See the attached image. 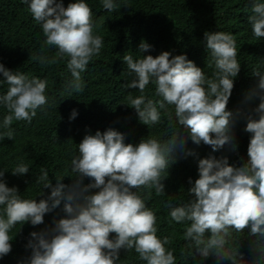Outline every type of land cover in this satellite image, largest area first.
Here are the masks:
<instances>
[{
    "label": "clouds",
    "instance_id": "1",
    "mask_svg": "<svg viewBox=\"0 0 264 264\" xmlns=\"http://www.w3.org/2000/svg\"><path fill=\"white\" fill-rule=\"evenodd\" d=\"M21 3L27 5L28 19L41 27L38 28L45 37L43 44L24 47V60L52 65L60 62L64 78H73L71 90L83 92L81 74L104 46L103 38L94 32L96 25L86 0H74L67 7L63 0ZM101 3L104 10L114 13L125 2ZM250 5L252 15L248 22L252 33L258 40L264 39V0H250ZM19 17L13 12L0 17V41L22 30L11 21L23 24ZM203 43L202 56L211 57L215 68L212 77L169 45L155 58L124 55L129 72L124 73L125 87L141 95H129L130 106L122 102L120 106L126 112L130 109L134 117L136 113L146 126L159 124L162 113L172 120L174 110L176 123L190 138L187 148H206L201 156L194 151L185 154L196 155L193 171L187 177V202L169 201L165 207L173 222L188 225L184 235L178 232L182 245L189 248L188 258L199 257L197 264H210L209 257L218 264H241L242 255L231 243L234 232L247 230L250 244L264 248V71L242 74L237 57L241 49L231 33L205 32ZM150 50L151 46L142 41L139 53ZM45 52L51 57L41 55ZM257 55L260 59L251 65L253 70L264 68V51ZM13 67L15 71L0 63V109H4L0 112V141L13 140L12 128L31 124L38 110L45 111L50 106L47 80L17 64ZM243 82L245 87H251L242 101H254V106L244 114L242 125L246 127L236 129V135L249 136L247 159L238 166L235 161L230 164V155L220 152L225 148L233 153L238 150L233 127L242 109L233 104L232 98ZM153 87L158 100L144 94ZM124 113L119 111L116 115ZM77 115L73 109L70 121ZM104 127L103 133L98 131L100 128L88 129L79 144L77 140L73 153L78 154L71 160V172L76 179L70 186L62 181L53 185L47 170L41 169L37 181L50 194L45 197L42 192L38 197L44 198L39 202L22 198L17 187L8 186L7 171L0 170V264H119L122 251H134L144 264H179L172 238L158 236L157 214L140 194L154 190L157 196L166 195L169 175H164L176 162L173 153L179 136L166 143L145 136L134 140L121 126L110 123ZM29 173L28 165L22 161L11 171V175L21 177ZM85 179L89 183L84 184ZM62 201L64 217L54 220L50 228L31 232L26 250L22 248L12 259V229L17 224H44L45 215ZM29 250L31 255L23 257Z\"/></svg>",
    "mask_w": 264,
    "mask_h": 264
},
{
    "label": "trees",
    "instance_id": "2",
    "mask_svg": "<svg viewBox=\"0 0 264 264\" xmlns=\"http://www.w3.org/2000/svg\"><path fill=\"white\" fill-rule=\"evenodd\" d=\"M120 9L114 13L104 10L101 0H86L92 9L95 22L94 32L103 38L104 46L100 55L95 56L89 63L87 71L82 73L84 83L83 92L76 93L70 88L72 76L64 78L60 62L56 65L41 64L38 60H24L21 51L27 46L43 44L45 37L40 26L35 21L28 19L27 5L23 6L21 0H0V17L8 16L10 12L17 13L19 20L12 19L14 26L22 29L12 33L6 40L0 41V63L6 69L15 71L13 65H19L23 70L37 74L48 82L47 95L50 98V106L45 111H37L36 117L31 124H21L12 128L14 139L0 141V170L7 171L5 179L9 187H17L22 198L39 199L43 192L45 197L50 194L49 189H43V184L37 181L41 175V169L48 172L53 185L56 181H62L71 185L76 179L71 172V160L77 153H73L75 144L82 141L88 129L100 128L103 133L108 124L121 126L124 132L137 140L145 136V139L155 138L160 142H168L178 135L173 157L176 160L167 172L169 175L166 186V195L157 196L155 191H142L140 194L145 198L146 204L157 214L158 236L172 238V246L175 250L179 264H197L200 260H192L187 257L189 248L182 245L179 234L184 235L186 224H176L169 215V209L165 204L171 201L174 204L187 202L189 199L187 177L191 174L195 164V156H186L188 151H194L197 155L206 153L205 147L192 146L187 148L190 142L189 136H185L174 118L169 120L162 113L161 122L155 126H146L140 123L135 110V117L130 109L120 106H130L129 95L138 97L139 91L125 87L129 74L126 64L123 62L124 55H133L134 59L152 55L154 58L164 51L166 45L187 56L197 67L212 77L215 68L211 63V57L202 56L201 46L204 45L205 32H225L234 35L239 42L237 48L241 49L237 56L241 65L240 71L244 76L253 72H262L263 69L253 70L251 65L259 61L257 52L264 51V39L258 40L252 33L248 17L252 15L250 0H123ZM64 6L74 0H63ZM30 15V12H29ZM39 27V28H38ZM239 38V39H237ZM144 41L151 46L149 52L139 53V46ZM48 58V52L41 54ZM40 55V56H41ZM176 54L175 56H177ZM180 55V54H179ZM198 62V63H196ZM125 73V74H124ZM29 74V73H27ZM31 75V74H29ZM33 76V75H31ZM0 79H3L0 76ZM6 84V83H5ZM250 87H245L244 82L236 89L233 96V104L242 109L241 116L237 117L233 127V133L237 138L238 150L233 153L230 148H225L220 153L228 154L230 164L237 162L238 166L247 159L248 135H236V129H244L242 125L246 114L254 101L246 100V94ZM6 93L3 91V94ZM148 99L158 100L155 96V88L145 90ZM241 100V101H240ZM78 112L77 117L70 121L72 110ZM3 108L0 112H3ZM124 111L123 115H116ZM236 112V111H235ZM84 130V131H82ZM85 132L84 136H81ZM96 132V131H95ZM75 138L73 141L71 138ZM186 137V138H185ZM130 141V140H129ZM236 141V140H235ZM24 162L28 165L30 173L25 176H13L11 171L15 166ZM163 177V178H164ZM89 183L85 179L84 184ZM63 201L61 205L44 217V224L33 227L31 224H17L10 235L12 252L9 254L14 259L15 255L23 248L26 250L29 234L40 232L53 226L54 220L64 217ZM178 230V231H177ZM232 246L241 253V264H264V248L260 249L257 244H250L248 231L236 233L231 237ZM27 253L24 256L31 255ZM119 264H144L133 251L121 252ZM210 264H218V261L209 257ZM207 264V262H203ZM222 264H230L224 261Z\"/></svg>",
    "mask_w": 264,
    "mask_h": 264
}]
</instances>
